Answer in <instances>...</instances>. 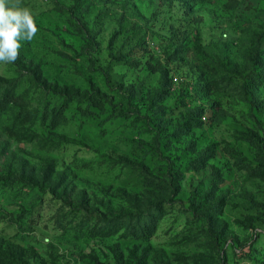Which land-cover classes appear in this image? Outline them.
I'll list each match as a JSON object with an SVG mask.
<instances>
[{"label":"rangeland","instance_id":"374dc122","mask_svg":"<svg viewBox=\"0 0 264 264\" xmlns=\"http://www.w3.org/2000/svg\"><path fill=\"white\" fill-rule=\"evenodd\" d=\"M19 7L38 30L0 61V264H264V0Z\"/></svg>","mask_w":264,"mask_h":264},{"label":"clouds","instance_id":"9594fccd","mask_svg":"<svg viewBox=\"0 0 264 264\" xmlns=\"http://www.w3.org/2000/svg\"><path fill=\"white\" fill-rule=\"evenodd\" d=\"M7 0H0V61L14 63L19 58L21 40L31 41L37 27L30 11L17 4L6 7Z\"/></svg>","mask_w":264,"mask_h":264},{"label":"trees","instance_id":"16d2710c","mask_svg":"<svg viewBox=\"0 0 264 264\" xmlns=\"http://www.w3.org/2000/svg\"><path fill=\"white\" fill-rule=\"evenodd\" d=\"M206 83H204L203 85H199V87L203 90H206ZM169 89L168 86L163 85L161 89L159 90L157 96H160V94L164 91V93L162 94V96L160 97L161 99H164L167 94H166V90ZM94 103L96 104V106H98L100 109H103L104 103L102 102H96L94 101ZM156 140H157V146H160V138L159 136H156ZM260 161L262 162V164H260L259 166H255V168H259L264 170V141H263V146L260 147ZM253 166H250V169L253 170L255 169ZM255 171H260L258 169H256ZM159 207H152V210L146 211L143 214L140 215H136V216H132V215H128L125 216L127 217V222L129 225V231H130V235L132 236H137V237H141L144 240L148 239V237L153 233V231L156 228V217L158 215H160V211H159ZM104 226H109V225H104Z\"/></svg>","mask_w":264,"mask_h":264}]
</instances>
